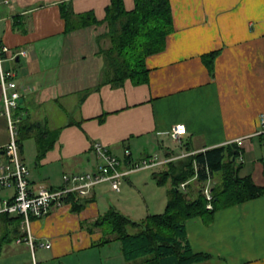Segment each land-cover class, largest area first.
<instances>
[{
  "label": "crops",
  "instance_id": "1",
  "mask_svg": "<svg viewBox=\"0 0 264 264\" xmlns=\"http://www.w3.org/2000/svg\"><path fill=\"white\" fill-rule=\"evenodd\" d=\"M169 1L173 31L164 49L145 60L148 82L126 80L113 87L101 77V51L109 47L107 24L66 33L60 12L62 3L64 8L70 4L74 13L92 11L101 21L110 0H0V45L8 49L2 68L14 73L22 93L16 114L35 126L19 142L33 191L61 188L64 174L91 170L95 143L126 165L127 160L157 156L165 161L187 155V148L202 152L242 140L238 174L264 185V0ZM123 2L126 10L134 8V0ZM20 24L28 31L14 30ZM17 51L25 55L10 60ZM216 51L210 72L202 56ZM2 113L0 90L4 162L9 133ZM175 124L186 127L180 140L169 134ZM56 130L54 142L40 154V133ZM30 139L35 144L27 163L24 143ZM163 165L154 168L161 171ZM13 192L0 188V198H11ZM112 194L118 193L99 184L87 197H78L89 200L81 211L65 201L32 219L35 250L30 262L126 264L120 243L100 245L103 232L93 225L111 206L136 220L124 205L129 198ZM185 229L192 251L209 256L192 264H264V196L220 209L210 223L191 218Z\"/></svg>",
  "mask_w": 264,
  "mask_h": 264
},
{
  "label": "trees",
  "instance_id": "2",
  "mask_svg": "<svg viewBox=\"0 0 264 264\" xmlns=\"http://www.w3.org/2000/svg\"><path fill=\"white\" fill-rule=\"evenodd\" d=\"M60 12L66 33L107 24L105 38L109 47L101 51L104 60L101 77L102 83L113 87H121L126 80L133 85L147 83L145 60L164 49L166 38L173 31L169 0H134V8L130 11L125 9L123 0H110L101 21L92 11L74 13L70 4L64 8L62 3ZM25 29L23 24L16 28L14 25L18 32H27ZM218 53L202 56L210 72ZM18 109H21V104ZM34 127L27 118H22L18 126V143ZM57 133L58 130L40 133L37 142L40 154L50 148ZM186 150L189 152L187 155L169 159L161 171L151 175L158 186L167 183L170 186L162 213L149 214L136 221L111 206L94 221L93 225L103 232L100 245L119 242L126 264H192L204 261L208 255L192 251L186 222L200 216L210 223L216 211L264 196V185H257L251 176H239L243 164L238 159L243 150L237 143L195 153L189 148ZM208 181L211 183V208H207L209 203L203 193ZM182 183H186L183 190L180 187ZM65 201L72 204L74 211H81L89 202L73 194L68 195ZM20 224L21 216L0 214V258L11 252L8 249L13 242L24 244L17 243V239L24 237Z\"/></svg>",
  "mask_w": 264,
  "mask_h": 264
},
{
  "label": "built area",
  "instance_id": "3",
  "mask_svg": "<svg viewBox=\"0 0 264 264\" xmlns=\"http://www.w3.org/2000/svg\"><path fill=\"white\" fill-rule=\"evenodd\" d=\"M8 49L0 45V90L3 104V116L7 122L9 140L3 148V154L6 160L0 161V188H13L11 198H0V214L21 216L20 231L24 237L17 239V243H24L33 254L35 250L34 238L31 234V221L34 218L46 216L54 207H60L65 198L73 194L76 197L85 198L99 184L106 183L115 193L120 192L121 181L133 172L143 169H151L159 164L167 162L159 161L157 156L144 157L138 162H127L124 165L117 156L110 150L100 144L95 143L92 146L96 162L94 167L88 172L64 174L62 177L63 185L61 188L48 189L39 188L33 191L29 183V170L20 158V146L17 140L18 126L22 117L16 114L22 97L17 83L14 80V73L6 72L2 68L3 55L7 54ZM20 55H25V51H17L10 57L14 60ZM260 122L264 126V116H261ZM186 133L184 124H175L170 129V137L174 140H180ZM242 140L235 143L241 145ZM125 156L129 157V150H125ZM186 183L180 185L185 189ZM210 181L203 189L204 196L210 207L212 194L210 190ZM33 259V258H32ZM32 264H36L33 260Z\"/></svg>",
  "mask_w": 264,
  "mask_h": 264
},
{
  "label": "rangeland",
  "instance_id": "4",
  "mask_svg": "<svg viewBox=\"0 0 264 264\" xmlns=\"http://www.w3.org/2000/svg\"><path fill=\"white\" fill-rule=\"evenodd\" d=\"M34 140L30 139L25 141L24 148L26 151L27 163H29V157L33 153ZM159 171L157 168L143 169L137 172H133L129 175V178L123 181L122 187H120V193L112 194L115 196H121L124 199L129 198L125 201L124 205L130 211L129 216L136 220H140L149 214H160L164 211L166 198L168 197L166 192L170 186L169 183L166 185L158 186L154 180L151 179L153 172ZM147 185L144 186L145 183ZM124 186H127L129 190L126 192ZM122 188V189H121ZM147 198L145 201L144 196ZM147 213H144L145 211ZM25 245H16L14 242L8 249L11 251L4 257L0 258V264H22L21 262L31 261V251L25 252ZM104 260L105 255L102 254ZM107 262V260H105ZM32 264V262H30Z\"/></svg>",
  "mask_w": 264,
  "mask_h": 264
}]
</instances>
